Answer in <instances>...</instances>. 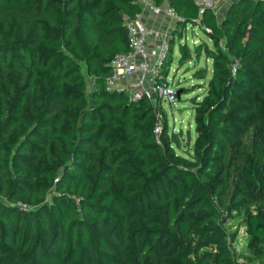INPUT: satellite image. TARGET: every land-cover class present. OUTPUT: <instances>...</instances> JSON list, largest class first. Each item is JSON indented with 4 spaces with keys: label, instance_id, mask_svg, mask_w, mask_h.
<instances>
[{
    "label": "trees",
    "instance_id": "trees-1",
    "mask_svg": "<svg viewBox=\"0 0 264 264\" xmlns=\"http://www.w3.org/2000/svg\"><path fill=\"white\" fill-rule=\"evenodd\" d=\"M152 1L210 41L178 46L211 61L184 154L149 98L105 87L138 0H0V264H236L235 216L264 264V0Z\"/></svg>",
    "mask_w": 264,
    "mask_h": 264
},
{
    "label": "built area",
    "instance_id": "built-area-1",
    "mask_svg": "<svg viewBox=\"0 0 264 264\" xmlns=\"http://www.w3.org/2000/svg\"><path fill=\"white\" fill-rule=\"evenodd\" d=\"M216 1L197 0V3L213 7ZM138 2L141 10L133 18L125 19L130 50L115 55L111 60V72L105 77V87L107 90L126 91L133 101L149 98L158 115L163 99L174 103L177 97V91L168 82V72L164 74L163 68L174 29L172 24H176L180 18L166 3L157 5L152 0ZM145 14L154 20L165 19L166 26H149ZM154 131L157 135L160 132L158 123Z\"/></svg>",
    "mask_w": 264,
    "mask_h": 264
},
{
    "label": "rangeland",
    "instance_id": "rangeland-1",
    "mask_svg": "<svg viewBox=\"0 0 264 264\" xmlns=\"http://www.w3.org/2000/svg\"><path fill=\"white\" fill-rule=\"evenodd\" d=\"M230 0H217L214 2L213 8L220 18L226 9ZM174 28L180 30L181 35H175L172 49V62L168 66V82L173 85L175 91L179 92L174 103H170L165 99L161 102V110L157 115V123L160 126L161 134L164 128L168 134L175 133L179 140V147L173 146L176 153L184 154L183 150H192L193 142L196 136L195 123L192 111V97L200 99L203 95V88L200 87L202 81L193 76V72L198 67H208V75L210 76L211 61L206 60L201 54L200 58L194 62V59L179 64V44L187 43L191 51L195 44L207 39V34L198 26L187 23L186 26L172 24ZM193 54V53H192ZM194 58V54H193ZM89 80L87 79L86 95H88ZM228 233L232 236L231 247L233 250L232 259L236 264H260L259 250H254L248 244L246 231L241 222V216L235 218L225 225ZM264 254V248L262 249Z\"/></svg>",
    "mask_w": 264,
    "mask_h": 264
},
{
    "label": "crops",
    "instance_id": "crops-1",
    "mask_svg": "<svg viewBox=\"0 0 264 264\" xmlns=\"http://www.w3.org/2000/svg\"><path fill=\"white\" fill-rule=\"evenodd\" d=\"M144 17L146 18L147 24L149 26H160L162 28L166 26L165 19L158 18L157 20H154L149 14H145Z\"/></svg>",
    "mask_w": 264,
    "mask_h": 264
},
{
    "label": "water",
    "instance_id": "water-1",
    "mask_svg": "<svg viewBox=\"0 0 264 264\" xmlns=\"http://www.w3.org/2000/svg\"><path fill=\"white\" fill-rule=\"evenodd\" d=\"M179 95V92H177V96Z\"/></svg>",
    "mask_w": 264,
    "mask_h": 264
}]
</instances>
